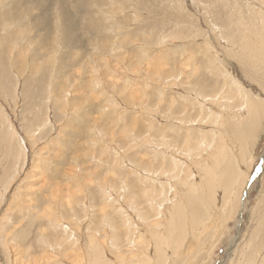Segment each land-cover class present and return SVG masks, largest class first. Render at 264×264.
Here are the masks:
<instances>
[{"label": "rangeland", "instance_id": "1", "mask_svg": "<svg viewBox=\"0 0 264 264\" xmlns=\"http://www.w3.org/2000/svg\"><path fill=\"white\" fill-rule=\"evenodd\" d=\"M20 1L0 0V56L4 57V61L0 57V85L4 81L7 90L0 91V111L6 120L3 124L0 122V131L7 133L6 138L9 139L6 142L0 139V178L7 169L11 173L18 171V166L9 165L12 161L23 165L19 169L21 173L12 183L13 193H4V201L0 199V225L4 223L6 211L12 206L17 209L8 210L7 218L23 220L19 228L17 225L3 224L6 240L11 243L12 237L23 229V245L26 237L39 241L41 233L54 239L72 241L75 232L71 228L68 235L62 229L53 232L47 225L48 221L40 220L39 217L36 221L34 218L30 220L24 215L25 210L22 213V208L28 205L26 201L35 203L30 197L41 196L43 194L39 193L42 189H49L58 195V206L46 200L51 191L45 198H40L37 204L43 209L50 206L53 214L62 212L59 205L70 200L68 196L71 191L69 193L67 190L70 185H65L71 182L69 172L73 177L85 172L89 174L85 181L90 182L91 186L85 190L72 184L75 201L71 199L74 201L72 205L75 204V213L71 214L70 211L68 215L63 210L65 218H60L67 229L73 228L66 220L68 217L78 219L81 232L77 237L86 243L84 228L93 221L92 229H95V221L103 217L100 211L104 206V198L99 191L98 180L111 173L107 162H113L115 153H123L125 149L120 147L125 143L131 144L124 141L121 129L131 125L133 116L145 120L141 122L142 134L147 127V103L143 108H133L126 95L138 90L139 96L148 101L151 99L152 103L158 102V99L151 98L154 95L148 89L152 87L151 79H158V76L152 77L148 71L158 73L163 63V66L170 65L167 67L169 73H166L172 74L177 67L173 63L176 60L186 63L188 53L195 57L190 64L199 69L204 85L210 91H216L223 77L218 79L217 73L211 71L210 60L213 55H217L221 60L219 69L226 70L233 78L227 79L237 80L236 87L240 85L248 91L245 92L247 94L238 90L233 92L235 110H243L241 106L247 99L258 105L253 133L247 139H242L241 129V135L237 136L232 129H224L222 125L218 129L227 149L233 153L238 169L247 175L248 184L243 189L239 186V200L237 191L234 203L224 212L212 210L210 220L206 223L207 229L201 227L202 231L194 233L189 226L188 233L192 237L185 241L179 256L170 255L168 264H247L253 256L255 264H264V133L258 132V136L254 134L264 124V0H40L41 8L31 1L27 6L15 8ZM63 5L66 20L71 22L70 35L65 30L66 22L61 14ZM15 10L20 11L18 15L23 18L18 23L11 21ZM208 45L214 49H208ZM174 49L181 50L176 58ZM33 51L39 52V60L35 61L30 53ZM47 62L48 69H45ZM33 71L35 75H32ZM40 79L45 81L42 90ZM51 83L53 86L57 84L56 88L52 86L46 90L45 86ZM56 97L62 99L56 100ZM163 109L165 111L167 107L163 106ZM190 114L196 117V111H190ZM48 118L50 124L41 126ZM83 121L89 123L87 129H83ZM83 132L87 138L79 137ZM31 134L42 140L33 145V139L29 137ZM170 135L174 138L173 133ZM11 142H16L17 146L13 145L9 149L7 146ZM22 142H25L27 160L24 157L18 160V154L15 153L21 150ZM87 153L90 158L85 156ZM42 154L49 163L47 174L43 168H37V173L30 174L31 170L35 171L31 168L37 161L35 158ZM133 157L140 158L133 159L144 163H151L150 157L156 159L154 152H148L145 156L148 158L142 154L141 157ZM34 174L37 178L44 175L46 187L42 180L30 177ZM123 175L120 172V176ZM132 181L138 188L150 185L149 181L141 185L135 178ZM58 188L60 191H55ZM1 190H4L3 187ZM14 194L19 198L12 199ZM64 195L67 196L65 200ZM13 200L15 204H12ZM242 202L245 203L244 211L240 210ZM196 210L197 217H204L201 207ZM136 212L141 213L138 206L130 215L135 216ZM21 215L24 217L21 218ZM0 239H3L1 232ZM10 243L6 252L0 247L1 264H7L6 260L16 254ZM33 246L39 258L42 248H38L37 242ZM154 260L157 264L156 256Z\"/></svg>", "mask_w": 264, "mask_h": 264}, {"label": "bare ground", "instance_id": "2", "mask_svg": "<svg viewBox=\"0 0 264 264\" xmlns=\"http://www.w3.org/2000/svg\"><path fill=\"white\" fill-rule=\"evenodd\" d=\"M29 1H31L32 4L34 3L37 5V7L41 6L40 0H21L17 3L15 8L27 6ZM58 2L61 4L60 1ZM65 5H63L64 7L61 14L66 22L65 30L67 34L70 35L71 26L69 25L70 21L66 20L67 14L64 9ZM27 11L28 10H25V12ZM12 13L14 14L12 15L11 21H14V23H18L23 19L18 15L20 14V11L17 12V10H15ZM22 25L25 26L24 24ZM30 44H32V42H30ZM208 49L214 48L208 45ZM22 51H19V53H22ZM180 51L181 50L176 51V49H174L173 53L176 55L175 58L178 57L177 54H180ZM30 53L35 57V61L40 59L38 51ZM187 56L189 58L185 60L186 63L180 60H176L173 63V65L177 67L176 69L174 68V72H171L172 74L166 73L168 71L167 67H170V65L163 66V63H161L162 67L158 70V73L148 71L151 74L150 76H158V79H151L150 83L152 87H148V89L152 90V94L154 95V97L151 98H155V100L158 99V102L152 103L150 101L151 99L148 101L147 98L139 96L138 90L136 92L132 91L126 95L129 96L130 100L129 98L126 99L130 101L133 108H143L144 104L147 103V127L144 131L145 134H142L141 122H145V120H139L138 117L133 116V118H131V125H129V127L124 126L123 129H121V135H123L124 141H128V143L131 142V144L125 143L124 146L120 147L121 149H125L122 151L123 153L115 151L117 153H115L116 156L114 157L113 162H107L111 167L108 166V169H110L109 172L111 173L105 174L98 180V183H100L98 188L104 198V206L100 211L103 217L100 221H95V229H92L93 221L84 228L86 230L87 242L84 243L81 237H77V234L81 232V224L80 222H77L78 219L75 220L68 217L66 220H69L71 226L73 225V228L68 227L67 229L65 226L66 224L63 223V220L60 218L61 216L65 218L63 210H65L68 215L70 214V211L71 214L75 213L73 208L75 204L72 205L75 201L73 194L74 186L72 184L85 190L91 186L90 182L85 181L89 174L84 172L73 177L71 176V172H69L70 174L68 173V176H70L69 178H71V182L66 183L65 185L72 186L71 188L70 186L68 189L66 188L68 192L69 190L71 191L68 196V199L70 200L59 205L62 212L59 211L57 214L54 212L53 214L50 212V206L45 209L39 207L37 202L40 203L39 201L42 198H45V195L49 191H51V195L46 197V200L55 202L53 206H58L59 203V201L56 202L58 195L55 192L49 189H42L39 194L43 195L29 198L30 200H33L36 205L31 203V201H26L29 203L26 207L22 208V213L25 210L24 215L28 216L30 220L34 218V221H36L39 217L40 220L43 219L46 222L48 221L47 225L50 226V229L53 232L62 229L67 233L71 228L75 232L72 241L69 238V241H64V239L62 240L60 238L54 239L51 236L41 233L39 241L26 237L23 245V237L21 235H23L24 232L21 235H15V237H12L11 240L13 241L10 243V240L7 241L4 237V225L6 226L8 223L16 226L20 225L23 221L22 219L17 220L15 217L7 218L8 210L10 212L13 208L15 210L17 209V207L12 206L6 211L4 225H0L2 228V230L0 228V232L3 234V239H0V247L6 252L7 246L10 243L12 245L11 247L15 248L16 254L11 256V258L9 257L5 263L155 264L156 260H154V257L156 256L158 259L157 264H168V261L171 259L170 255L173 257L179 256V252L184 246L185 241L192 237L188 233L190 227H192L194 233L202 231L200 229L201 227L202 229H207L208 225H206V223L210 220L213 209H216L218 212H224L230 204L234 203L237 191L239 200V193H241L239 192V186L243 189L244 185L248 184L246 179L247 175H243L238 169L235 157L233 153L231 154L229 149H227L225 139L218 129L221 125L225 127L224 129L230 128L234 131L236 136L241 135L239 131L241 129L242 139H247L246 137L253 131L255 125L254 120L255 116L258 114V105L256 102L247 99L241 106L244 108L243 110H235L233 92L238 90L247 94L245 92L248 91H245L240 85L236 87L235 84L238 83V81L231 80L233 78L226 70L221 71L219 69L221 67V60L217 55H213L210 60L212 67L211 71L217 73L218 79L223 77V81L219 86L220 88L216 91H210L208 86L204 85V78L199 76V69L190 64V61L195 59L193 54L190 55V53H188ZM3 58L4 57H2V60L4 61ZM47 66L48 62L45 64L44 68L48 69ZM216 66L218 68H216ZM5 70L7 69H4L3 71ZM35 74V71H33L32 75ZM228 77L231 79H227ZM53 79L54 77L52 78V81ZM44 84L45 81L40 79L39 86L41 87V90L44 88ZM55 85L57 86V84ZM52 86L53 84L51 83V85H46L45 88L46 90L51 89ZM5 87L6 85L3 81L0 85V91L3 92L6 90ZM15 91L18 92V89ZM64 91L67 92L66 90ZM60 99L62 98L56 97V100ZM61 102L63 101H60V103ZM163 106L167 107L165 111ZM140 110L142 111V109ZM190 111H196V117H193L190 114ZM82 116H85V114ZM49 119L50 118L45 120L41 126L44 125L47 127L50 124ZM137 119L139 120L138 124L136 123V121H138ZM5 121L6 120L0 111L1 124L5 123ZM83 122H85V125L83 124V129H87L89 123L86 121ZM206 128H208V132L205 133ZM254 132L256 136H258L260 132L264 133V124L263 126H259L258 130ZM170 133H173L174 138L171 137ZM6 134L7 133L0 131V139L5 140V142L9 141V139L6 138ZM10 134L12 135V133ZM29 137L33 139V145L36 144L37 141L42 140V138H36L33 134ZM79 137L83 139L87 138V135L85 136L83 132ZM71 142L73 143V141ZM14 143H8L7 147L10 149L13 145L17 146V143ZM4 145L5 143L3 144V147ZM127 147L129 148L126 149ZM19 149L21 150L15 152L18 154V160L22 157L27 160V154L24 152V150H26L25 142H22V147ZM105 151L102 152L106 154ZM148 152H154L156 159L153 157H145L148 155ZM141 154L143 157L150 159L152 165L151 163H144L133 159L136 158L133 157V155L141 157ZM85 156L87 158L91 157L88 153L85 154ZM35 159H37V161H35L31 167L35 171L31 170L30 174L37 173V168H43L45 171L49 170L47 166L49 163L46 162L47 160H45L44 154L38 155ZM113 163L114 165H112ZM9 165L18 166L19 169L23 167V165H18L17 162L13 161ZM19 169L18 171L14 170L11 173L9 169L6 171L4 168L5 172H3V176L0 178V194L2 195L0 199H3V201L5 196L4 193L7 194V192H9L10 195L12 192L11 187L13 188L12 183L14 178L21 173V170ZM55 171L57 172L58 170H53V172ZM120 172H123V177L120 176ZM30 177L37 178V175L34 174ZM133 178H135L140 185L146 181H149L150 185H147L145 188L142 186L141 188H138V186L132 181ZM37 179L42 180L41 182H43V184H45L44 187H46L47 181L44 175H40ZM52 185L56 187L55 184ZM2 187L4 189L3 191L1 190ZM55 191L59 192L60 190L58 188ZM16 195L14 194L12 199L14 197H16V199L19 198V196L17 197ZM66 197L67 196H65L64 200L67 199ZM71 198H73L74 201ZM15 203L16 201L14 202L13 200L12 204ZM112 206H114V208ZM137 206L140 208L141 213L136 212L137 214L135 216H132V214L130 215V212H133V209ZM199 207H201V212L204 211V217H197L195 215L198 212L196 209ZM111 208L113 209L112 212L110 211ZM244 208L245 203L242 202L240 210L244 211ZM116 214H118L119 217L115 216ZM24 215H21V218H23ZM236 226L239 228L238 223ZM35 242H37L38 248H42V254L39 258L36 257V249L35 246H33ZM190 246L193 247L191 243ZM17 257H20V259H17ZM254 257L255 256H253L247 264H255ZM1 261L2 260H0V264Z\"/></svg>", "mask_w": 264, "mask_h": 264}, {"label": "snow or ice", "instance_id": "3", "mask_svg": "<svg viewBox=\"0 0 264 264\" xmlns=\"http://www.w3.org/2000/svg\"><path fill=\"white\" fill-rule=\"evenodd\" d=\"M23 223V222H22ZM17 227L19 228L20 226L19 225H17ZM23 233V229H21L20 230V232L19 233H17V235H21Z\"/></svg>", "mask_w": 264, "mask_h": 264}]
</instances>
